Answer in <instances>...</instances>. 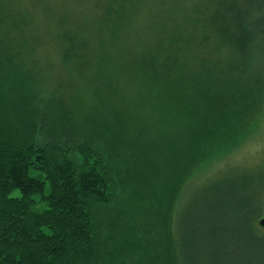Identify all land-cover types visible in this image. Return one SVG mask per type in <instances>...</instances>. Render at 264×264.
Instances as JSON below:
<instances>
[{
	"label": "trees",
	"instance_id": "16d2710c",
	"mask_svg": "<svg viewBox=\"0 0 264 264\" xmlns=\"http://www.w3.org/2000/svg\"><path fill=\"white\" fill-rule=\"evenodd\" d=\"M135 1L110 0L91 46L72 30L59 80L25 67L28 17L0 0V264H264L247 178L192 172L264 100L258 35L238 0H200L189 31L171 8L132 40ZM216 22L238 58L208 66L189 51Z\"/></svg>",
	"mask_w": 264,
	"mask_h": 264
},
{
	"label": "rangeland",
	"instance_id": "374dc122",
	"mask_svg": "<svg viewBox=\"0 0 264 264\" xmlns=\"http://www.w3.org/2000/svg\"><path fill=\"white\" fill-rule=\"evenodd\" d=\"M199 1L136 0L135 13L134 9L128 10V16L125 15L124 19L126 27H133L129 38L134 40L135 35L139 33L149 37L157 35L156 30L147 32L151 24L150 20L152 22L153 18L162 17L171 8H187L179 19L185 23L186 31H189L191 25H189L190 22L186 23V17L193 11L194 4ZM238 1L242 5L241 15L244 20L243 28L239 26L238 31L242 36H247V39L248 35L249 37L253 34L258 35V42L252 41L248 45L245 57L249 60L250 70H264V0ZM4 2L11 15L28 17L23 33L32 40L30 44L28 39L30 45L28 48L20 50L26 61L25 67L32 68L30 63L34 62L36 69L42 71L44 76L48 75L49 78L59 80L61 77L66 78V70L72 63L68 61L69 58L62 61L66 44L69 46L66 41L69 34L78 26V30H82L90 39V46L96 43L99 24L95 20H102L105 14L109 15L107 12L109 6H114L111 5L110 0H4ZM247 4L250 5L247 6ZM114 21L119 22L118 19ZM214 24L203 32L206 41H202L199 45L196 42L197 47L189 51L191 57L194 53H198L208 66L217 65L216 59L224 62L229 58H238L236 45L228 41H222L225 47L219 52L221 34L214 29V27L218 28L219 24L217 22ZM122 27L125 28L124 25ZM231 129L230 133L222 137L224 138L222 145L217 147L209 157L201 159L195 165V167L199 165V169H194L192 172H201L203 167H205L203 172H207V175L225 170L215 177L219 184L224 177L244 178V180L247 178L245 194L251 198L256 208H258L257 203L260 202L261 214L256 218L255 223L259 230L264 232V226L259 223V220L264 217V100L248 120L241 121ZM207 182L200 180L195 184L191 190L193 195L196 196L202 184Z\"/></svg>",
	"mask_w": 264,
	"mask_h": 264
},
{
	"label": "water",
	"instance_id": "95a60500",
	"mask_svg": "<svg viewBox=\"0 0 264 264\" xmlns=\"http://www.w3.org/2000/svg\"><path fill=\"white\" fill-rule=\"evenodd\" d=\"M259 223H260L262 226H264V218H261V219L259 220Z\"/></svg>",
	"mask_w": 264,
	"mask_h": 264
}]
</instances>
